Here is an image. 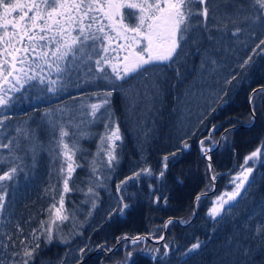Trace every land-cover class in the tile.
Masks as SVG:
<instances>
[{
  "label": "trees",
  "instance_id": "1",
  "mask_svg": "<svg viewBox=\"0 0 264 264\" xmlns=\"http://www.w3.org/2000/svg\"><path fill=\"white\" fill-rule=\"evenodd\" d=\"M214 1L219 5L221 12L225 9L232 11V6L225 4L224 0ZM238 2L245 5L246 9L241 17L252 11L251 0H238ZM255 15L254 11L250 23L261 26L262 34L259 40L264 39V19L257 20ZM234 30L236 28L233 26L219 33L225 34L229 39H236V36L231 34ZM243 30L244 33L240 32L238 35L241 42L247 35L246 29ZM212 42L205 39L200 47L207 48ZM254 47L255 45L247 50ZM256 52L249 65L243 68H224L229 78L233 74L229 75L228 71H232L236 79L231 84L222 86L225 92L221 101L212 100L207 94L199 95L196 91L192 92L194 87L197 91L203 90L202 82L199 80L200 53L189 51V58L184 55L187 61L183 59V68L178 67L179 64L172 69L160 68L166 80L160 78L158 81L159 94H155L156 98H148L144 90L143 97L138 99L142 100L141 105H148L145 101H150L155 111L141 126L144 133H139L140 127L130 124L133 120L129 115L126 118L131 109L135 110L139 101L136 100L135 107L130 108L123 91L114 93L111 109L115 120L121 123L123 131V144L118 152L121 154L118 159L121 164L120 170L114 175L118 180L115 184L107 186L110 176L102 178L99 183L104 189L99 194L98 207L92 210L90 197H85L80 189L86 190L90 177L88 164L95 153L88 150L87 146L93 147L99 141L98 137L102 131L100 125L95 127L96 133L91 131L92 136L89 140L80 143L82 151L77 161L83 167L78 168L70 182V186L76 190L68 193L65 199V206L70 214L76 213L79 218L75 227L80 228L81 232L75 239L68 224L61 228L60 234L55 230L58 240L53 238L52 243L47 244L42 238L33 264H61V262L77 264L83 257L101 246L114 247L123 236H161L164 223L169 218L191 217L195 198L207 191L211 185L208 162L202 157L199 141L203 139L206 146H211L212 141L218 140L222 132L250 121L252 117L250 95L256 88L264 87V53L259 49H256ZM156 72L160 71L150 70L149 73L138 75L129 82L133 86L142 84ZM235 85H239L240 88L237 89V93L229 95V89ZM96 86L98 85H91L82 91L78 90L76 94L78 97H83L86 93L97 91L91 90ZM123 89L124 91L130 89L127 83ZM73 92L75 91L64 92L63 98L59 94L55 96L43 92L41 94L47 98L37 100L34 92L25 88L14 96L7 108L5 116L10 118L5 120V130L9 132L12 126L34 130L42 145L35 156L34 165L31 153L25 154L26 149L21 148L18 154L23 157L21 163L23 171L17 174L14 181L5 182L8 184V189L4 211L5 218H10L12 221L11 224L6 225L11 233H16L14 225L18 222L24 230V235L27 236L33 228H39L41 220L48 219L46 210L53 201L51 194H46L45 189L50 183H57L56 169L60 160L56 159L53 163L54 156L51 153L53 145L50 136L53 137L54 134L49 129L45 113H53L58 104L67 108L73 106V99L70 98V93ZM195 96L197 99L194 101ZM223 103L226 104L222 106ZM203 106L206 108L201 113ZM253 107L257 117L263 121L264 91L255 96ZM216 125L218 131L211 135V129ZM233 132L227 135L231 139L228 140L230 142L228 147L212 154L213 165L218 172L229 169L234 160L241 164L244 157L252 152L251 145L259 141V133L255 129ZM209 135H211L210 141ZM216 136L218 138H215ZM185 139L190 147L184 151H177ZM26 143L22 141V144ZM172 152H176V155L172 156ZM165 155H169L168 168L164 177L160 178L158 173L162 170ZM146 166L152 169L153 176H142L136 182L128 181L124 191L120 193L123 202L128 205L125 214L121 215L122 204L117 200L116 185ZM7 167L8 164H0L1 172ZM93 186L95 187V184ZM245 189L241 197L231 202V211L223 213L216 220L208 215L210 208L204 205L194 224L187 228L174 224L173 231H170L167 237V242L173 245L172 253L166 261L153 262L141 254H136L131 264H264V243L260 237L253 239L256 226L264 224V159L252 172ZM153 192L155 195L152 194ZM157 196L161 198L159 202H156ZM85 200H88V203H83ZM89 211L91 215H88ZM88 219L89 221L86 222ZM85 222L88 223L86 227L82 225ZM61 236L68 237V241L63 243ZM13 239L19 245L15 235ZM197 239L201 241V247L185 255L184 253ZM80 249H83L82 253ZM121 259L124 258L118 254L112 257L99 254L86 264H107L110 260H112L110 264H114Z\"/></svg>",
  "mask_w": 264,
  "mask_h": 264
},
{
  "label": "snow or ice",
  "instance_id": "2",
  "mask_svg": "<svg viewBox=\"0 0 264 264\" xmlns=\"http://www.w3.org/2000/svg\"><path fill=\"white\" fill-rule=\"evenodd\" d=\"M213 3L214 0H0V112L10 105L13 94L21 92L26 85L31 88L40 87L42 91L51 94L63 91L73 76L77 87L81 86L80 80L85 83L102 80L108 85L92 93L94 101H82L80 112L73 113L66 108H59L55 114L45 113L49 129L54 134L51 149L53 163L59 159L60 164L56 169L57 183H50L45 189L53 201L46 210L48 219L41 220L39 228H33L27 236L18 222L14 225L16 233H11L6 227L12 221L5 218L8 189L5 182L14 181L17 174L23 171V157L18 151L25 148V154L31 153L34 165L35 156L42 145L36 132L26 127H17L15 135L6 136L5 120L10 117L0 118V164L9 165L0 172V264H33L41 239L47 244L52 243L54 232L59 227L58 222L70 219L65 199L68 193L76 190L70 186V182L77 168L83 167L76 159L77 153L82 151L79 141L92 136L90 131L85 130V126L101 122L104 132L99 135L96 155L88 164L90 177L87 187L86 190L80 189L85 197L92 198L91 207H96L95 198L98 193L95 188L103 186L99 183L102 179L99 169L102 166L109 170L114 167V162L118 160L117 142L122 139L111 109V97L123 91L131 108L135 107V97L140 95L136 92L134 97L131 90L124 91V83L150 70L159 69L162 72L160 65L170 67L180 61L181 55H188L191 50L201 54V67L208 64L211 65L210 71H216L217 60L212 56L215 49L211 46L202 49L200 46L205 39L210 42L215 39L210 34L213 28L223 32L228 27L226 20L235 23V18H239L245 11V5L238 0H224L225 4L232 6V11L225 9L220 13L219 5L213 10ZM250 6L256 13L255 19H264V0H251ZM125 9L132 11L126 13ZM210 13L211 19L217 22L215 25L209 23ZM250 18L244 16V19ZM240 31L237 28L231 34L238 36ZM262 46L264 39L255 45L253 55L257 54L256 49L264 53ZM251 60L252 55H249L240 67H245ZM235 79L236 76L232 75L225 80V84H231ZM151 88L155 94H159L160 85L155 79ZM145 95H148L147 91ZM84 108L89 111L84 112ZM78 116L91 119L77 122ZM69 128L78 131L70 135ZM208 139L211 140V135ZM22 141L27 143L22 144ZM199 144L202 156L210 162L212 147L206 146L203 139ZM189 147L185 139L177 151ZM171 155L175 156L176 152ZM261 155H264V144L244 157L239 170L231 176L232 189L219 195L208 213L213 220L231 211V202L241 197L242 191H246L245 185L249 183L253 172L249 161L254 165ZM168 160L169 155H165L162 170L158 173L160 178L165 175ZM207 167L211 171V163ZM142 176H153L152 169L142 167L116 185L117 200L122 204L121 214L128 205L123 202L120 193L128 181L136 182ZM215 179L213 175L212 180ZM152 194L155 195V192ZM160 199L157 196L156 202ZM196 200L199 201L200 196ZM83 203H88V200ZM225 205L229 207L226 209ZM88 215H91L90 211ZM171 223V220L167 222ZM14 235L19 245L13 239ZM256 237H260L264 243V224L256 226L253 239ZM60 239L67 242L65 237L61 236ZM121 239L128 240L129 237L123 236ZM142 239L144 237L131 238V243L137 244ZM164 247V256H167L168 245ZM200 247L201 241L197 239L184 254L195 252ZM155 251L158 253L159 249ZM131 255L128 252L121 264H129Z\"/></svg>",
  "mask_w": 264,
  "mask_h": 264
},
{
  "label": "rangeland",
  "instance_id": "3",
  "mask_svg": "<svg viewBox=\"0 0 264 264\" xmlns=\"http://www.w3.org/2000/svg\"><path fill=\"white\" fill-rule=\"evenodd\" d=\"M216 5L217 4L214 1V3H213V10L216 9ZM247 10H248V8H247ZM124 11L126 13H128V12H130L132 10L125 9ZM222 11L224 12V10H222ZM223 12L220 11V13H223ZM253 12H254V9H252V11L250 13L248 12V15L247 16H250L251 17L252 14H253ZM240 17L239 18H235L234 17L235 18V23H233L232 20H226V23L228 25L227 28H230V27H233L234 26L236 29L237 28L241 29L240 32H242V33H244V30L243 29H246L247 35L244 37V40L242 42L240 41V39H239L240 37L239 36L235 37L236 39H229L228 36L225 37V34H220L219 31H217L215 28H213L212 31H211L212 36L215 38L213 40L212 44H211L212 48L215 49L212 52V56H214L215 59L217 60V69L214 72L210 71L209 69H210L211 65H208V64H206L204 67H200L201 69L199 70V74L201 76L199 77V80L202 82V85H203L202 86L203 87V95H206L207 94L208 95V98L211 97L212 100H215L217 98V96L220 95V92L222 91V86L225 85V80L227 78H229L228 75H227V73L224 71V68H230L231 69V68L240 66V64L245 59H247V57L249 55H252V60H253L254 55H253L252 50L255 47L252 48L251 50H248L247 52H244V51H246L247 48H250V47L256 45L258 43V41H259V37L262 34V28H261V26L259 24H256V25L251 24L250 23L251 22V18L250 19H244V16L241 17V18ZM209 23H210V25H215L217 23L216 20L211 19V13H210ZM217 41H219V43H217ZM230 44H234V45L233 46H230ZM191 51L193 52L194 50H191ZM189 56L190 55L188 53V55L186 57L189 58ZM183 59H185L187 61V59L185 57H183L182 60L179 62V66L178 67L183 68V64H182ZM252 60L247 65H249L252 62ZM198 66H201V57L199 59ZM160 78L162 80H166V76H165V74L163 72H156L154 74H151L149 76V79L147 81L143 82L142 84H140L135 89L136 92H139V90H142V91L145 90V91L148 92V95H147L148 98H156L155 97L156 95L154 93V90H152V88H151V84H152L153 79H155V81L158 83V81L160 80ZM139 81H141V80H139ZM79 83H80L81 86L77 87V81L75 79V76H73L72 80H69L67 87L63 91L57 93V94L60 95V97L63 98V97H65V94H63L64 92H66V91L67 92H69V91H75L73 93H70V98L73 99V101H72L73 106H70L69 108H67L68 110H70V112H73V113H76V112H80L81 111V107L80 106H81L82 101L83 102H88L90 99L93 100V101L95 100V97L92 96V93H86L85 96L78 97V95L76 94V91H78V90L82 91V90H84L85 88H88L91 85H98L96 87L91 88V90H94V89H96V90H102V89H104V88H106L108 86L106 84V82L105 81H102V80H97L95 82H89V83H85L84 81H79ZM126 83L129 86V88H130L129 90H131V93H132L134 91L133 85L130 84V82H126ZM124 85H125V83L123 84V86ZM25 88L30 89L31 87H28L26 85ZM194 91H196V93H198L199 95H200V93H202V89H200V90L197 91L195 87L192 89V92H194ZM39 92H42V90H41L40 87H37V93H39ZM57 94H52V95H55L56 96ZM42 97H44V96L43 95H40L39 98H42ZM112 99L113 98L111 97V100ZM196 99H197V96H195L193 98L194 101ZM206 106H203L202 107L201 113H203V110H204V108H206ZM7 108L3 112H0V118H3V116H5L7 114ZM82 110L84 112H88L89 111L87 108H84ZM188 110H189V108H188ZM145 112L146 113L141 112L139 115L133 117L132 118L133 122H130V124H132V125H134L135 127H138V128L140 127V129H142L141 126L148 119L149 115L152 112H155V111H154V109L152 107H148ZM129 113L130 112L127 113L126 118L129 115ZM81 119H91V117L78 116L77 117V122H79V120H81ZM116 123L119 125L120 134H121V137L123 138V131H122L121 123H118L117 121H116ZM248 124L249 123L247 122L244 125H248ZM100 125H102V131H101V134H102L104 132V126H103V123H101V122H97V123L92 124V125H87V126H85V130L91 132L92 130L95 129V127H98ZM16 128H17L16 126H12L9 132L6 131V136H13V135H15L16 134L15 133V129ZM68 130L70 132V135H71V133L78 131L77 129H74V128H69ZM232 133H234V132H231V134ZM56 135H58V134H56ZM215 138H218V136H216ZM89 139H90V137L85 138V139H81L79 141V143H81V141H83V140H89ZM218 140H219V138H218ZM218 140L212 141L213 143L211 144V147H213L214 145H216V143L218 142ZM228 140H231V139H230L229 136H226L223 139L222 143L219 146L218 145L215 146V147L218 146V148H219L218 151L219 152L223 151L224 149H226L228 147V144H230V142H228ZM98 143H99V141H97L96 144H95V146H93V147L87 146V149L88 150L95 152L94 155H93V157L96 155ZM51 144L53 145V143H51ZM117 149H116V153H117ZM80 153L81 152H78L77 153L76 159H80L78 157V156H80ZM101 155H103V154H101ZM117 156H118V159H120L121 154H117ZM81 157H83V156H81ZM256 161H255L254 165H253V162L252 161H249V164L252 165V166H257L258 163ZM120 165H121L120 164V161L117 160L116 162H114V167L111 170H109V169H107L106 167H103V166L100 167L99 171H100V173L102 175V178L104 176H106V175H110V180H109L107 186H111L113 183L115 184V182L118 180V178L114 177V175L117 174L118 170H120ZM253 170H254V168H253ZM77 171H78V168H77L76 172ZM104 171H106V175L103 174ZM0 172H1V170H0ZM75 173H74V175H75ZM101 181H102V179H101ZM228 187H233V185H231L230 182H229L228 183ZM103 189H104L103 186L102 187H96L95 188L96 192L98 193V197L95 198L96 199V207L94 209L92 208V210H96V208L98 207V204H99V194L101 193V191ZM217 197L216 196L214 197L215 199L212 200V204H214V202L216 201V198ZM89 199L91 200L92 198L90 197ZM212 207L213 206L211 205V208ZM225 207H228V205H225ZM127 209H128V207L127 208H124L122 214H125V211ZM69 214H70V212H69ZM78 220H79V218H78V216H76V213H74L72 215L70 214V219L69 220L64 221L63 223H59L58 222L59 227L56 229V231L60 234L61 228L64 225H68L69 224L70 225L71 234H74L75 239H76L77 236L81 232V229L80 228H78V227L76 228L75 227V225L78 224ZM88 221H89V219L86 222H88ZM86 222L84 224H82L85 227L88 224ZM169 232L170 231H167L168 234H169ZM163 233H164V227L162 228V234H161V236H159L160 238L163 236ZM54 239L55 240H58V236L56 235L55 232H54ZM68 239L69 238L66 237V240L67 241H68ZM148 243H149L148 241H139L137 244H132L131 241H126L125 244H122L119 247L120 248L119 250H116L117 247L116 248L115 247H111V250L109 251L110 254H108L107 256L108 257H112V256L117 255V254L120 255V256H122L124 259H121L120 262H115L114 263V264H121V262L125 261L128 252H131L132 253L131 258H134L136 256V254L143 253V251H144L143 249H145V248L147 250H154V248L147 246ZM167 244H169V242H167ZM159 245H161V244H159ZM159 245H158V248L157 249H159V250H161V249L166 250L165 247H164L165 244H163L161 247ZM115 258H117V257H115ZM164 259H166V258H164ZM110 263H112V260H110V262L107 263V264H110Z\"/></svg>",
  "mask_w": 264,
  "mask_h": 264
},
{
  "label": "bare ground",
  "instance_id": "4",
  "mask_svg": "<svg viewBox=\"0 0 264 264\" xmlns=\"http://www.w3.org/2000/svg\"><path fill=\"white\" fill-rule=\"evenodd\" d=\"M228 74H233L234 72L232 71H228ZM240 86L239 85H235L232 88L229 89V95L231 94H235L237 93V89H239ZM249 124V128L251 130L255 129L257 133H259V144L256 145L257 143H253L250 147L251 151H254L257 147L261 146L262 144H264V120L260 121V119L258 117H253L250 119V121L248 122ZM218 142L222 143V140H218ZM256 145V146H255ZM251 153V152H250ZM264 159V155H261L258 159H257V163L258 165L261 163V161H263ZM242 164V163H241ZM239 165L240 163H237L236 160L233 161L231 167L229 169H223L222 171L218 172L214 165L211 167V171L209 170V179L211 182L210 187L208 188L207 191L199 194L198 196H200V200L197 201L196 198L194 200V204H193V212L191 214V217L189 218H169L167 220V222L169 220L172 221L171 224H167V227H165V229L167 231H173V227L174 224L182 227V228H187L190 225L194 224L199 216V212L202 206L206 205L210 208L211 210V205L212 204V200H214L215 196H219L222 193H224L225 191H230L232 189V187H228V183L230 182L231 176L237 171L239 170ZM257 165V166H258ZM257 166H253L254 170ZM253 170V172H254ZM215 175L216 179L212 180V176ZM252 175V174H251ZM251 176L249 177L250 180ZM247 185V184H246ZM205 203V204H204ZM227 208V207H225ZM223 214V213H222ZM221 214V215H222ZM219 217V216H218ZM181 221H184L183 223ZM179 234V233H178ZM149 247L154 248V250H147L146 248L143 249V253H140L142 256L146 257V258H153L155 256L156 253V249L158 248L157 243L154 240H151L148 245ZM135 258V257H134ZM134 258L130 259V262L134 261ZM161 261H166V259H163ZM159 261V262H161ZM80 263L82 262V260L79 261ZM83 264V263H82Z\"/></svg>",
  "mask_w": 264,
  "mask_h": 264
},
{
  "label": "water",
  "instance_id": "5",
  "mask_svg": "<svg viewBox=\"0 0 264 264\" xmlns=\"http://www.w3.org/2000/svg\"><path fill=\"white\" fill-rule=\"evenodd\" d=\"M260 90H263V89H261V88H259V89H257L254 93H257L258 91H260ZM254 93L252 94V97H251V99L254 97ZM253 117H256L254 114H253ZM233 129H249V126H238V127H234ZM222 140V139H221ZM221 143L219 142L218 143V146L220 145ZM218 146L216 147V148H214V149H212V151L210 152V153H212V152H214V151H216L217 150V148H218ZM206 158V157H205ZM207 159V158H206ZM208 160V159H207ZM209 162V161H208ZM209 163H211V167L213 166L212 165V160L209 162ZM166 229H165V234H166ZM130 239V238H129ZM144 239L145 240H148V241H151V239L149 238V237H147V236H145L144 237ZM156 243L158 242V241H155ZM99 252V250L96 252V253H94V254H92V255H90V256H88L86 259H84V260H82V262L81 263H79V264H84V263H86L88 260H90L95 254H97Z\"/></svg>",
  "mask_w": 264,
  "mask_h": 264
},
{
  "label": "flooded vegetation",
  "instance_id": "6",
  "mask_svg": "<svg viewBox=\"0 0 264 264\" xmlns=\"http://www.w3.org/2000/svg\"><path fill=\"white\" fill-rule=\"evenodd\" d=\"M166 251V250H165ZM167 251H168V249H167ZM162 254V252H161V250H159V252L157 253H155V257L157 258L158 256H160Z\"/></svg>",
  "mask_w": 264,
  "mask_h": 264
}]
</instances>
